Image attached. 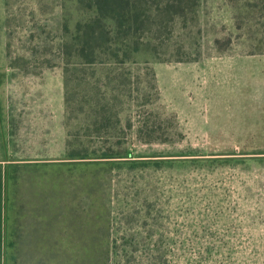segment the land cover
<instances>
[{"label":"rangeland","instance_id":"rangeland-1","mask_svg":"<svg viewBox=\"0 0 264 264\" xmlns=\"http://www.w3.org/2000/svg\"><path fill=\"white\" fill-rule=\"evenodd\" d=\"M62 11L0 0V264H264V0H201L103 129L66 118Z\"/></svg>","mask_w":264,"mask_h":264},{"label":"trees","instance_id":"trees-1","mask_svg":"<svg viewBox=\"0 0 264 264\" xmlns=\"http://www.w3.org/2000/svg\"><path fill=\"white\" fill-rule=\"evenodd\" d=\"M61 1L62 40L58 46V55L64 70L66 118L69 120L73 113L71 104L80 100L81 104L85 102L92 107L94 124L101 125L102 129L112 118H116L118 122L120 109H116V105L120 96L125 94L122 90L124 84L134 79L132 70L136 66L149 68L153 62L169 61L162 56L161 50L173 39L175 26L189 18L194 19L201 5V0ZM217 43L220 41L217 40ZM103 69H107L106 76L99 74ZM149 73L156 83L155 72L151 70ZM135 78L139 80L140 75ZM103 79L107 81L103 82ZM106 134L108 138L114 137L110 130ZM125 155L127 153L115 152L113 148L104 150L98 156L77 148L68 153V157L73 160L117 161L115 159L128 157ZM5 169L0 163L2 254L7 241L4 213Z\"/></svg>","mask_w":264,"mask_h":264}]
</instances>
